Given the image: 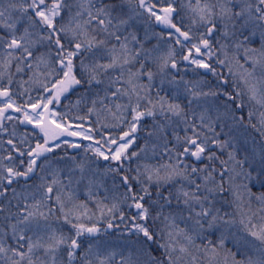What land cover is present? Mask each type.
<instances>
[{"label": "snow or ice", "instance_id": "obj_1", "mask_svg": "<svg viewBox=\"0 0 264 264\" xmlns=\"http://www.w3.org/2000/svg\"><path fill=\"white\" fill-rule=\"evenodd\" d=\"M0 264H264V0H0Z\"/></svg>", "mask_w": 264, "mask_h": 264}]
</instances>
